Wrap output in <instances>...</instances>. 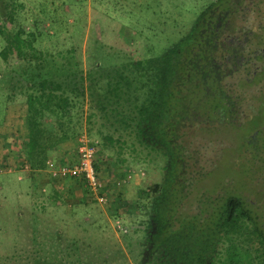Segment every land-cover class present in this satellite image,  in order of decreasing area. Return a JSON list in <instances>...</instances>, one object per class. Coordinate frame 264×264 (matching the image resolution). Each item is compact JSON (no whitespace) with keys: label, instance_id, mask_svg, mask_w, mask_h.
<instances>
[{"label":"trees","instance_id":"1","mask_svg":"<svg viewBox=\"0 0 264 264\" xmlns=\"http://www.w3.org/2000/svg\"><path fill=\"white\" fill-rule=\"evenodd\" d=\"M241 2L216 0L205 6L189 37L164 55L138 57L132 51L119 58L101 52V61L87 71L75 49L57 53L38 49L42 24L21 20L14 3L4 6L0 59L15 63L11 101L19 95L25 99L22 149L28 171L47 169L53 150L91 133L92 127L111 153L109 160L121 166L122 178L135 166L150 164L152 156L165 162L163 183L143 190L137 203L148 217L141 222L145 229L140 255H146L142 264H264V228L247 203L229 195L216 206L198 201L194 210L189 190L194 182L186 176L187 160L193 158L191 167L198 162L188 140L197 123L243 129L235 118L238 104L248 100L240 92L245 94L249 82L236 75L264 58L255 51L249 53L247 43L256 33L246 19L248 12L241 10L243 19L233 16ZM223 5L227 7L221 10ZM263 29L261 23L258 32ZM261 35L256 34L260 44L264 42ZM3 98L7 104L9 97ZM246 122L252 135L253 126ZM253 136L246 137L249 145L256 139ZM70 163L73 159L62 164ZM96 168L100 170L98 163ZM77 181L90 193L86 183ZM119 253L113 252L118 255L116 261ZM107 257L103 264H110Z\"/></svg>","mask_w":264,"mask_h":264},{"label":"rangeland","instance_id":"2","mask_svg":"<svg viewBox=\"0 0 264 264\" xmlns=\"http://www.w3.org/2000/svg\"><path fill=\"white\" fill-rule=\"evenodd\" d=\"M213 1L216 0H2L0 17L6 13L5 7L14 3L21 20L42 24L44 35L38 49L52 53L75 49L87 71L101 61V52L119 58L132 51L138 57L164 55L191 33L200 11ZM239 6L233 16L243 19L241 10H245L249 14L246 19L252 24L250 29L264 35L258 32L260 24L264 25V0H242ZM145 14L151 18L146 19ZM256 34L247 43L249 53L255 51V55L264 58V42L260 44L262 40H257ZM2 47L0 37V51ZM9 64L0 59V264H79L75 260L103 264L105 256L110 264H118L119 260L122 264H142L146 255H140L145 229L141 222L148 217L140 212L137 203L143 190L163 183L165 162L152 156L150 164L134 167L137 173L129 183L116 187L121 166L115 159L109 160L111 153L95 135L97 129L92 127L91 133H86L85 124L83 135L100 145L96 162L107 187V204L98 203L77 180H52L48 168L35 173L26 170L29 166L22 149L26 135L25 99L19 95L11 101L15 63ZM261 71L264 59L254 60L248 72L242 70L236 75L249 82L245 94L240 92L248 100L244 99L242 106L238 104L239 116L235 118V124H243V129L201 121L190 129V150L197 154L198 162L191 167L193 158L187 160L190 166L186 176L194 182L189 189L194 210L198 201L208 200L216 206L225 197L237 195L264 228ZM3 97H9L7 104H3ZM246 121L252 124V135L256 137L250 145L246 137L252 135L248 134ZM79 138L53 150L50 159L55 167L76 159ZM198 179L201 180L196 182ZM118 221L127 229L126 234L117 229ZM118 250L116 261L118 255L113 256V252Z\"/></svg>","mask_w":264,"mask_h":264},{"label":"built area","instance_id":"3","mask_svg":"<svg viewBox=\"0 0 264 264\" xmlns=\"http://www.w3.org/2000/svg\"><path fill=\"white\" fill-rule=\"evenodd\" d=\"M99 145L91 142L86 135L80 136L78 139L77 155L73 163L54 166L53 162L48 161V169H50V176L52 180H79L87 184L90 189V194L94 195L96 201L100 204L108 203L107 187L101 177V173L96 168V160ZM26 170L29 168L26 167ZM137 172L128 170L124 178L118 177L115 181L116 187L125 186L129 183ZM144 174V172L142 173ZM117 229L122 233H127L122 224L116 222Z\"/></svg>","mask_w":264,"mask_h":264},{"label":"crops","instance_id":"4","mask_svg":"<svg viewBox=\"0 0 264 264\" xmlns=\"http://www.w3.org/2000/svg\"><path fill=\"white\" fill-rule=\"evenodd\" d=\"M74 160V159H73Z\"/></svg>","mask_w":264,"mask_h":264}]
</instances>
